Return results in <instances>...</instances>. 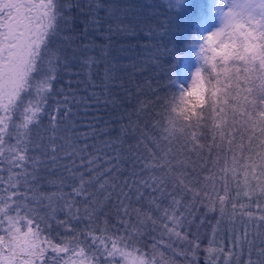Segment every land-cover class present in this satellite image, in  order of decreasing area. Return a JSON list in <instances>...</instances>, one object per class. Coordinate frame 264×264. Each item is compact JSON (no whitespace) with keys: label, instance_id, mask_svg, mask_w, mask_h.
I'll list each match as a JSON object with an SVG mask.
<instances>
[{"label":"snow or ice","instance_id":"1","mask_svg":"<svg viewBox=\"0 0 264 264\" xmlns=\"http://www.w3.org/2000/svg\"><path fill=\"white\" fill-rule=\"evenodd\" d=\"M88 3L81 32L80 0H0V264H264V0H221L187 85L165 48L156 134L102 155L66 125L108 55L98 13L119 10Z\"/></svg>","mask_w":264,"mask_h":264},{"label":"trees","instance_id":"2","mask_svg":"<svg viewBox=\"0 0 264 264\" xmlns=\"http://www.w3.org/2000/svg\"><path fill=\"white\" fill-rule=\"evenodd\" d=\"M210 1L188 0L176 11L168 9L166 0H104L119 10L109 17L101 9L98 15L103 18L102 34L93 33L90 38L97 44H107L108 55L93 72L91 79L95 87L89 86L84 75L79 77L84 83L72 86L78 89L81 102L73 106L74 115L66 121L70 129L67 135L73 140L79 138V147L86 144L89 152L102 155L95 149L111 151L105 149L106 143L119 144L120 151L126 153L129 145L137 143L140 129L149 135L156 134L153 126L162 120L165 111L160 98H171L173 94V89L167 86V69L174 57L163 54L164 49L175 45V52L181 57L177 62L181 79L183 60L189 48L198 43L201 22L209 15ZM80 3L84 11L77 15L76 27L82 32L91 14L88 0ZM165 22L169 29L167 36L161 34ZM105 69L110 79H105ZM74 70L80 71L78 66ZM57 175L53 173L49 179L55 181ZM52 190L47 186L43 189ZM204 211L200 206L195 215L198 217ZM216 214L209 213V218Z\"/></svg>","mask_w":264,"mask_h":264},{"label":"rangeland","instance_id":"3","mask_svg":"<svg viewBox=\"0 0 264 264\" xmlns=\"http://www.w3.org/2000/svg\"><path fill=\"white\" fill-rule=\"evenodd\" d=\"M188 0H183L184 4ZM221 0H211L209 15L201 22V30H200V38L206 32L212 31L221 26V17L217 10L218 5H220ZM197 48L195 46H191L188 51V55L183 60L182 71H181V79L187 85L191 80L192 74L198 66V61L196 58Z\"/></svg>","mask_w":264,"mask_h":264}]
</instances>
